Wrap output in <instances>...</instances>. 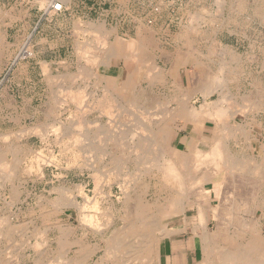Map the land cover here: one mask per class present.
I'll return each instance as SVG.
<instances>
[{
	"label": "rangeland",
	"instance_id": "374dc122",
	"mask_svg": "<svg viewBox=\"0 0 264 264\" xmlns=\"http://www.w3.org/2000/svg\"><path fill=\"white\" fill-rule=\"evenodd\" d=\"M66 1L67 4L69 0ZM251 1L253 2L255 0H251ZM0 2H1L0 31L3 33L4 41L6 43V46L4 45L0 46V55L4 53L2 59L0 60V152L2 151L0 154V164H1L0 166H2L3 164L2 168L4 169L3 171V169L0 167V216H2L1 217L2 220L0 219L1 222L0 223V245H1L0 264H32L33 263L32 255L34 251L32 250L29 244L31 242H34L33 240L35 239L33 238H36V235L38 236V234H35L36 232L35 228H38L39 230L40 229L42 230L44 228L45 230L44 229L43 230L47 232L49 239L52 238L55 239L58 236L57 225L62 224V225L70 226L72 228L71 236L84 235L83 237L87 239L86 245H88L89 247L92 244L97 243V241L100 242L101 237L99 235H96V232H93V230L90 227H87L83 223L84 222L83 215L87 214L88 216L89 214V216L97 224L101 226L98 234L103 232L104 234L109 235L111 234V231L114 230V228L123 225V222L120 218L122 216L121 211H119L123 196H120L122 194H121V190L118 189L119 187L117 184L119 183V181L121 182L127 181L126 184L130 185V181L132 183V180L134 181L137 179H145V174H143V172L142 174L139 173V171L141 172L143 171V169H139V168L144 167V170H146L153 167H150L149 163L147 162H145V165L147 166L142 164L143 167L142 165L137 167V165L135 164L136 160L139 158L138 154L136 153L137 151L132 150L131 148L129 149V147L123 149V147H119L111 139L114 138V135L126 134L125 132H127V129L132 128L133 124L138 121H142L147 125L149 120H152L153 118H155V120L159 119L158 117H162L166 109L167 111L171 110L170 105H172V109H173L174 107H176L175 105L184 102L187 103L185 104L187 106L194 104L196 108H199L201 106V103L203 102H201L200 99L196 98L197 93L192 92L196 90H192V89L196 87L195 84L197 83V81L199 79H202L205 76V73L207 72L206 54L208 47L204 42L203 45H201L200 42H198L199 47L197 45L194 46L193 49L191 42H189L188 39H186L187 41L184 40V42L187 44V51L184 53L180 51L178 48H176V46L173 43H171L170 35L167 34V31L165 29L163 28L157 29L153 27L154 28V34L152 35L153 38H150L149 40L146 39V43H147L146 48L149 49L148 51H146L147 54H145L146 58L144 61L147 62V63L145 62L146 64L144 63L142 64L141 62H140L141 65H139V63L136 64L137 61L135 60L134 62L130 58L126 63V61L123 62L122 59L120 60L117 58L114 59V56L111 59L112 63L111 61L102 62L104 63V66H106V64L108 65L106 69L108 70L110 75L114 73V70H117V68L121 66L122 68H124L126 64L129 70L127 72H131L133 74L132 78L127 77L125 78L124 82H119L117 84L118 87L115 90L114 87L112 88L109 86L111 92H108L107 94L102 96L101 89H103V87H105L107 83L101 81L99 78L100 76L98 75L97 72H100L101 69L100 66L102 65H100V63L97 61L100 60L101 58L104 59V56L106 57V49L109 46L112 45L114 46V41L116 39L115 34L119 35L121 38H128L126 35L127 31L125 30L126 17H127L126 12L125 10L120 13L114 12V7H116L117 5L116 1L74 0L73 7L66 8V4H65L61 12L55 13L52 16L46 15L43 12L44 10L42 9V7L39 6L40 3L37 2L36 0H0ZM261 2H263V4H261L262 7H258L256 11L254 10V8L252 10H248L246 15L229 13L228 6L222 7L220 1L217 4H215L214 23L216 24L215 26L216 38H219L223 43H227L233 46H238V43L242 41L244 37H246L247 39L250 38L252 40L263 39L264 41V20H262L260 17V13L264 14V0H262ZM125 4H126L125 2L121 4L122 7H124V9L126 8V6L123 5ZM158 10L159 9L157 7H153V11L157 12ZM201 15L204 17L203 19L200 20V23H202L203 25V23L205 24L207 15L204 13ZM244 16H246L245 26L243 25V21H242V17ZM225 18H227V21H225ZM100 21L102 22L101 24L104 23L103 24L104 29L110 30L112 32L109 36L106 37V40L105 38L103 39L105 40V44L103 40H101V42L103 41L101 44L100 40L97 39L99 38L98 36H100L101 34H99V32L95 30L96 32L95 35L94 29H92L91 27V24L100 23ZM114 21H117V24H114ZM220 22H221L220 25L223 26L218 28L217 24ZM149 23L152 22L150 21ZM148 25H152V24H148ZM88 30L90 33L88 32ZM199 30L201 32H199ZM175 32L176 29L173 28L169 33L173 34L172 37L175 41H179L176 38V36H174ZM183 32L185 33V31ZM186 33L187 34L192 33L195 37H200L203 39L205 36L204 34H206V30L203 28L201 29L200 27L198 29V32L196 29H189V31H186ZM30 34H32V37L30 39V44H31V49L34 52V55L32 57L20 58L16 64H12L11 61L14 58L15 54L19 52L20 47L23 45L26 39L28 40V36ZM110 42L112 45L110 44ZM104 45L108 47L105 48ZM220 46L221 45L214 47L213 51H216L217 53L214 52L211 55V58L212 59L214 58L213 59L214 63L211 62V68L214 70V73L216 75L220 74L218 78L219 80L222 79L220 81L224 82V87L226 86L225 88L227 90L233 91L234 93H237V91L239 90L240 94L238 93L236 94V96L233 95L234 97L233 99L236 103H234L233 101L231 102L230 99L228 100V102L227 101L223 102L224 106L226 103H227L226 105H228L227 107H229L230 105V108L232 109V113L229 108H227L228 110L225 108L226 110H224L225 111L224 113L227 112L226 114L227 116L222 115L223 118L220 116L217 119V122L223 121V119L224 121L220 123L218 122V125L213 126L215 127L216 130H215V134L212 135L214 138L212 137L209 140V144L213 143L214 145L215 142L219 140L224 141L225 138L227 142L226 146H228L226 148V153L228 149H230V151L233 153L245 154L246 159L249 160L253 159L255 161L257 160V162L259 161L260 164H262V168L264 170V109L263 110L260 109L259 111L256 108V105L264 107V71H263V77L261 79H257L258 80L257 83H254L255 81L254 78L250 79L252 80L250 82L249 78H244L242 70L240 71V63H241L239 60L240 57L238 58L237 56H235L233 52L229 50L227 51V53H225L226 56L225 55L222 56L221 52L219 54V52L217 51ZM226 46L228 47V45ZM81 47H85V49H87V52L81 51L80 50ZM201 49L205 53L200 55L198 54L193 55L192 53L189 52L191 50L197 51ZM209 49L212 50L211 48ZM88 53H90V55H88ZM101 54L103 56H101ZM93 55H97V58L99 59L96 58L97 61L96 60L94 61L92 59ZM90 58L92 60H90ZM219 58L220 60L225 59V61L222 60L224 61V65L220 60H218ZM231 58L234 61V63H232L233 64L232 67L230 66ZM44 60L47 61L48 64L46 69H44L42 66V61ZM217 62L220 65H218ZM189 63L192 68L189 67ZM18 64H22L20 68H18ZM225 64H228L226 65L227 67L225 66ZM221 65H223L224 68L221 70L220 73L218 72L219 71L218 68ZM262 65L264 69V64ZM155 66L157 67L155 68ZM252 66L254 67V62L252 63ZM43 69L46 71H44ZM68 73H70V75L71 74L74 75L69 76ZM94 73L96 76L94 75ZM147 73L149 75L146 76ZM48 74L52 75V78H47ZM91 75H93L94 77ZM59 76L61 77L59 78ZM176 76H178V79H176ZM72 77H76V78L73 79ZM133 78L135 79V81ZM71 79L74 81H72ZM246 82H250L251 84ZM174 83L183 84L184 86H186L187 89L185 88L184 90L181 91L176 90V88L174 87L175 86ZM98 84L99 86L101 87L103 86V87L101 88L97 86ZM255 84L257 85V94H258L257 99L254 98L253 88H255ZM68 86H72L70 88L71 89L73 88V90L75 88L76 90L78 89L77 95L79 93L81 94V95L79 94L78 96L79 97L78 100H80L81 98V101H79L80 103L78 102V100H76L77 101L76 103V101H74V98L73 100L71 99L70 95L68 94V89H70L68 88ZM127 87L129 88V90ZM137 88L144 94H150V92L151 94L154 95L157 94L156 98L159 99L158 102H151V103L150 102L144 103L143 101H139L140 105L142 104L148 106L146 108L147 111L152 112V116H148V118H146L149 119L147 121H145L143 117L142 119L139 118L140 111L134 105L132 106L133 108L130 106L131 109L130 110L128 104H126L123 100V98L125 99L131 98L130 95L134 94L135 91L138 90ZM118 89L120 90L118 91ZM62 90L65 91L63 92ZM245 91L247 93L252 92L253 95L248 98H243ZM161 92L163 95L161 94ZM180 94H183L181 95L182 97L178 96ZM99 96L106 100V102L102 104V107H100L101 105L96 106L95 104H93L96 101L95 98L98 99ZM112 97L115 101L111 99ZM118 97L124 103H122ZM161 97L164 98L162 99L163 101L161 100ZM217 97L218 96L216 95V93H214L210 95L209 101L212 102L216 100ZM182 98H184L183 101ZM90 99L92 100L93 103L91 102ZM104 99L102 100L104 101ZM252 99L253 101L251 104L249 101H251ZM112 100L114 103L111 102ZM169 100L170 101L172 100V102H170ZM119 101L121 104L119 103ZM164 101L166 103L163 104ZM247 102L250 103L249 108ZM74 104L77 106H75ZM159 104L162 106H160ZM89 105L90 107H87ZM121 105L126 106V108L122 109L123 107ZM251 105H255V106L253 107ZM164 106H167L165 107L166 109L164 108L165 111L163 110ZM54 107H56L57 109H55ZM77 107L81 109L79 108L76 109ZM240 107L243 108V110L240 109ZM156 108L157 110L161 108L162 109L159 110L158 112ZM88 109L91 110L88 111ZM79 111L83 113H80ZM155 111L158 112V114L160 113L159 116L157 115V118L156 115H154L157 114L155 113ZM254 113L258 115L262 114L261 119L260 117L259 118L255 117L256 114ZM228 114H232L234 116ZM135 116L137 117V119ZM224 117H226V119ZM80 118L81 120H79ZM220 118H222V120ZM255 120L257 122H255ZM260 120L261 122H259ZM67 123H69V125ZM238 123L240 126L238 125ZM230 124L233 126H230ZM254 124H256L257 126ZM169 125L171 127L167 137V143H168L167 145L171 144L173 142V139L175 138L177 142L179 139L180 144L181 145L183 144L185 151L190 150V148H192L195 144H197V139L195 138L196 137L195 130H190L192 127L191 125H187V127L183 129L175 126L174 122L172 121H169ZM224 127L227 128L228 131L232 129L231 131L233 132H235L237 129V131L235 132L236 136H234L235 134L223 135L224 133H222L223 131L221 130ZM67 132L69 134H67ZM141 132L143 133L142 129ZM42 134L44 135L42 136ZM83 134H85V136H83ZM146 134L147 132L143 133V136L146 137L147 136ZM189 135L190 136L192 135L191 142L188 144H184L186 142L185 141L186 138H188ZM129 136L130 134L128 135L126 139L127 141L125 142L126 143L128 142V144L130 145L132 141L129 139ZM3 137L5 138L3 139ZM85 138H87L88 140L87 139L85 140ZM135 138H137V136ZM92 139H93V143H91L90 146L89 144L90 141L92 142ZM255 140L258 141L260 146L259 148H261V153H260L262 154L261 156L259 155L258 152H255V144L257 143ZM81 142L84 145H82ZM86 142L89 143L86 144ZM14 144H19L21 149L19 148L18 145H14ZM97 144L99 145L98 146L99 149H97L96 146ZM82 146L84 147L81 148ZM93 146H96V148ZM91 147H93L95 152H93L92 150L93 152L92 153L90 152L91 150H89V153L87 154L88 152L87 150L92 149ZM156 147L157 145L155 147L152 146L151 148H149L150 152H145V154L146 153L156 154L157 152L160 153V151H156V152L154 151V149L155 150L158 149V147L157 148ZM18 149L20 150L19 152ZM97 152L98 155H96ZM128 152L132 153L129 156L130 158L129 157L127 158V154L129 155ZM114 155L116 156L114 157ZM135 155H137L138 158ZM14 156L16 157L13 158ZM133 158L135 159L137 158V159L135 160ZM258 158L260 159L258 160ZM139 159L140 162L145 160L144 157H141ZM113 160H115V162ZM116 160H118L120 165L115 166ZM4 162L8 164V167L6 164H4ZM133 163L136 166H133ZM198 164H199L198 167L201 169L198 168L197 170L200 171L203 170L202 172H205L207 174L211 173L210 170H205L202 162H198ZM135 167L138 168L139 170L138 169L135 170L136 169ZM7 168H9L8 171H12V172H7L6 170ZM94 170H96V172ZM116 170L117 172L118 170L120 171L119 175L115 173ZM134 170L137 172H135ZM133 173L135 174L137 173L138 175H140L139 176L140 178ZM96 174L97 176H95ZM6 175L8 176V178ZM134 175L136 177H134ZM225 178L226 179L224 183L226 187L225 189L221 187V191L219 192L220 197L217 198L216 196L219 189L218 186L215 185L212 188L213 194L199 195L197 196L196 199V201L198 200L203 201L209 199L207 200V202H205L204 205L207 208V215H208L207 218L209 219V227L211 231L212 229H215V224H216V221L212 220V217L214 215L213 211L217 208L216 212L217 214H220L221 205H218L219 201H221L222 205L229 204L230 206L231 197H229V194L231 195V192L238 199L241 198L242 195V199L249 201L251 206L252 204L253 206H255V204L259 203L261 201V197L264 196V190H260L259 189L260 185L258 186L260 182L259 177L256 178L253 176L252 178L251 175L243 176L242 174L237 173L235 183L233 182L232 178L228 176V174L225 175ZM80 186L82 189H79ZM236 187H238V189ZM60 188L62 190L64 188L63 190L64 192H61ZM200 188L201 185H198L197 189ZM13 189H15V192L13 191ZM77 190L78 191L81 190V192L83 193L78 192ZM180 191L181 189H179V187L177 186H175V189L172 191L164 188L162 190V197L163 198L172 197L174 194ZM236 191H238L237 194ZM94 192L96 193L95 195ZM141 192H142V199H144V189H142ZM82 194L89 196L91 199H96L98 202L97 206L93 208L90 205H88L84 209V211L83 210L80 211L79 209H78L79 211H77L76 210L77 208L74 206L76 202L77 203L80 202L79 204H82L84 202ZM239 194L241 195L239 196ZM162 197L160 198V203L161 202L163 203ZM71 203H73L74 205ZM144 207L145 206L143 205L142 208ZM240 207L241 206H239L238 209H240ZM145 210L146 213H148V210L146 208ZM194 212L195 209L187 210L188 220H194L195 218V216H193L195 214ZM80 213L83 214L80 215ZM260 214H261V210L258 208L255 215L256 217L259 218ZM151 216H147L146 219L147 218L148 219L147 220L143 219L142 222L139 220L137 224L141 223V225H143V227L145 226L148 231H150L151 228L153 230V227L155 226L156 222L162 215L157 214L155 215V217H153L154 215ZM155 218L158 219L155 221ZM80 220H82L83 222ZM151 220L152 222L155 221L153 222L154 224L152 222L149 224ZM182 220H183L182 216H176L169 221V226L181 224L183 222ZM143 221L145 222L147 221V222L144 223ZM261 223L264 232V219L261 220ZM7 225L10 226V229H14L15 231L14 230L6 231ZM11 225L13 226V228H11ZM101 229L103 231H101ZM3 231H5L6 234L5 232L3 233ZM9 239H11L12 241ZM22 239L23 242H21ZM19 243H22V245L21 244L19 245ZM16 244H18L19 247ZM232 245H234V242H232ZM180 247L181 245L176 244L175 242L173 243L172 240L170 244L167 247H165L164 242L162 241L161 250L162 251H164L165 249L166 250L164 254L161 255V264H165L164 259H166V264H175L174 259L171 256V253L173 252V250H176ZM221 248L224 247L221 246ZM75 249H76L75 247H72L71 249L63 253L62 256H60V258L55 256L56 253L48 254L46 255L47 263L44 262V264H66L65 261H63L62 263V260L64 259L67 260V258L72 256L75 252ZM102 250L103 248H100L98 251H96V253L92 255L91 258L87 259L88 261L86 260L85 262L82 263L78 262L74 264H95L96 263L95 261L98 258V256L102 254ZM48 256H52V257L49 258ZM55 257L58 258V260H56ZM108 264H115V262Z\"/></svg>",
	"mask_w": 264,
	"mask_h": 264
},
{
	"label": "bare ground",
	"instance_id": "6f19581e",
	"mask_svg": "<svg viewBox=\"0 0 264 264\" xmlns=\"http://www.w3.org/2000/svg\"><path fill=\"white\" fill-rule=\"evenodd\" d=\"M36 1L40 3L39 6H41L42 9L46 12L45 14H47L49 16H52L55 12H57V8L58 7L64 6L63 5V2L65 0H36ZM215 2H216V0H215ZM51 4H53L52 8H51ZM230 8H228L229 9L228 11H230ZM217 12H218V10H217ZM188 14H189V12H188ZM196 15H198V17H196ZM195 18H197L196 21H198L201 18L203 19V17L201 16L200 13L199 14L196 13L195 15H193V13H192V15L189 18L190 19L189 21L195 20ZM213 21H214V18H213ZM101 23L102 22L100 21V23H93L91 25L92 26V29H94V34L95 35H96L95 30L97 32H99V34H101L100 36H98L99 38H97V39L100 40V42L104 38L106 40L107 35L111 33L110 30H108V31L105 30L103 28L104 27V25H103L104 23L103 24H101ZM183 26L186 27L185 25H183ZM193 26H195V24ZM193 26H192L191 29H195V28H193ZM198 26H199V24H197V28L199 29ZM198 29H197V32H198ZM205 30H207V29L205 28ZM88 32H89V30H88ZM199 32H201V31L199 30ZM204 35L206 36V34H204ZM209 35L207 34V36H209ZM100 37H101V39H100ZM30 39H31V34L28 36V40L26 39V41L20 47L19 52L15 54L14 58L11 61L12 64H16L18 62V60L20 58H22V57H32L34 55V52L31 49ZM105 40H103L104 41V44H105ZM102 42H101V44H102ZM119 42L120 41L118 40V43ZM203 42H206V41H203ZM2 44H3V33L0 31V46ZM110 44H111V42H110ZM114 44H115V42H114ZM136 44H138V42ZM218 45H221L220 46L221 48L219 47L217 51L219 52V54L221 52L222 56L225 55V53H227V51L229 50V51L233 52L235 54V56H237L238 58L240 57V55L237 54L231 47H229V46L227 47L226 45L221 44V43H217L216 41L214 42V45L212 44V46H213L211 48L212 50H210V49L207 50V54H206V57H207V59H206L207 60V65H206L207 66V72L206 71H205L206 73L204 72L205 73V76L202 79H199L197 81V83L195 84L196 87L194 89H192V90H196V91H192L193 93L194 92L195 93H199L203 97V103H201V106L198 104L200 106L199 108H196L194 106V104H191L190 106H187V105H185L187 103H184V102H181V103L175 105L176 107H174L173 109H172V105H170L171 106L170 107L171 110H168V111L165 108L167 106H164L163 107V110L165 111V109H166L167 113H166V111H165V113H163L161 111L163 113L162 117H158L159 119H156L155 120V118H153L154 117L153 116L152 118L154 120L153 119L152 120H149V119H146V118H148V116H152V112L151 111H147L146 108L148 106H145V105H142V104L140 105L139 101H143L144 103H146V102H150V103L151 102H158L159 99L156 98L157 94L154 95V94H151V92H150L151 95L150 94H144V93H142L137 88L138 90L135 91V93L133 91V93H134V94H132L133 96L130 95L131 98L125 99V98L122 97L123 100H124V102L126 104H128L129 109H130V106L132 107L134 105L140 111L139 118L142 119V117H143V119H145V121L149 120V122L146 125L142 121H138V122H136V123L133 124L132 128H129L130 130L127 129V132H125L127 134V136H126V134H119V135H114V138H112V139L110 138V139L112 141H114V143L117 144L119 147H123V149H126L127 147H129V149L131 148L132 150L137 151L136 153L138 154V157L139 158H141V157H144L145 158V160H143V161L140 162L139 161L140 159L137 157V155H135L138 159L137 158H136L137 160L135 158H133V159L136 160L135 164L137 165V167L140 166V165H142V164L145 165V162L149 163V166L150 167H153V168H149V169L144 170V167L142 165L143 168H139V169H143V171H141V172L139 171V173L142 174V172H143V174H145V179H137V180H134V181L132 180V183L130 181V185L126 184L127 181H124V182L122 181L123 183L121 181H119V183L117 182L118 183L117 185L119 187L118 189L121 190V194H122L120 196H123L122 197V200H121V206L119 208V211H121V215H122L120 218H121V220L123 222V225H120L117 228H114L115 231L112 230L111 231V234H109V235L104 234L103 232L98 234L101 226L99 224H97L89 216V214H88V216H87V214L86 215H83V221L84 222L82 220H80V221H82L87 227H90L93 230V232H96V235H99L101 237V239H100L101 241L100 242L97 241V243L92 244L89 247H88V245H86L87 239L83 237L84 235H82V236H76V235L71 236L72 235V228L70 226L62 225V224L57 225L58 236L55 239H53V238L52 239H49L47 232L44 231L45 230L44 228H43L44 230L43 229L42 230L41 229L39 230L38 228H35L36 229L35 231L37 233L35 231L34 232H35V234H38V236L36 235V238H33V239H35V240H33L34 242H31L29 244L30 247L32 248V250L34 251L33 252V255H32V257H33V259H32L33 260V263L31 262L32 264H44V262L47 261L46 260V258H47L46 255L51 254V253L52 254L53 253H56L55 256L60 258V256H62L63 253H65L67 250L71 249L72 247H75L76 248L74 254L72 256H70L69 258H67V260H65V259L62 260V263H63V261H65L66 264H74V263H78V262H80V263L85 262L88 258H91L92 255H94L96 253V251H98L100 248H103L102 254L98 256V258L95 261L96 262L95 264H108V263H113V262H115V264H161V255H162V253H161V245H162V241L163 240H166L167 246H168L170 244L171 240H172L171 239L172 235L175 234V233H177V232H181V231H183V232L184 231H190V233L192 234L191 237L189 238L190 241L192 243L197 242V244H199L198 257H199L200 264H264V232H263V226H262V223H261V220L264 219V196L261 197V201L259 203L255 204V206H253V204H252V206H251L250 203H249V201L242 199V195L241 194H239V196L241 195V198L238 199L231 192V195L229 194V197H231L230 198V206H229V204L228 205H222L221 201H219L218 202L219 204L218 203L217 204L218 205H221V207H220V214H217V212H216L217 208L216 207H215L216 209L213 211L214 215L212 217V220L216 221V224H215V229H212V231L210 230V227H209V219L207 218V216H208L207 215V208L204 205L205 202H207V200H209V199L203 200V201H199V200L196 201L197 196H199V195L213 194L212 188L215 185H217L218 186V189H219L216 196H217V198L220 197L219 192L221 191V187L223 189H225V187H226V185H225L224 182H225V179H226L225 178V175H227V174H228V176H230L232 178V180H233L234 183H235V180H236V174L237 173H240L243 176L244 175L245 176L246 175H251L252 178H253V176L256 177V178L259 177V180H260V182L258 184V186L260 185V188L259 189L260 190H264V170L262 168V164H260L259 161L257 162V160L255 161L253 159H250V160L249 159H246V155L245 154L233 153V152L230 151V149H228V151L226 153V148L228 146H226L227 142H226V139L225 138H224V141H220V140L217 141L216 140L217 142H215L214 145H213V143L209 144V140L213 137L212 135L215 134V130H216L215 127H213V126L218 125V122L220 123V122H223L224 121V119H223V121H218L217 122V119L220 116L223 118V116H225L227 114V112L224 113L225 112L224 110H226L227 108H229L231 110V113H232V109L230 108V105H229V107H227L228 105H226L227 104L226 103L225 104L226 107H225L224 104H223V102H225V101L228 102V100L230 99L231 102L233 101L234 103H236L234 101V99H233L234 98L233 95L236 96V94H238V93L240 94L239 90L237 91V93H234L233 91L227 90L225 88L226 86L224 87V82H221L220 81L222 79L219 80V78H218L220 76V74L216 75L214 73V70L211 68V62L214 63V61H213L214 58L212 59L211 58V55H212V53L216 52V51H213V50H214V47H216ZM104 46H105V48L108 47V46L106 47V45H104ZM138 48H139V46H138ZM135 49H134V51H137L138 50V49L137 50H135ZM139 49H141V47ZM82 50H83V52H87V49H85V51H84V49H82ZM142 50H143V52L140 54V56L139 55H136L134 57V59L137 60V63L136 64L139 63V65H141L140 62L142 64L143 63L144 64L147 63L144 60L146 58L145 57V54H147L146 51H148L149 49H147L146 46H144V48L142 47ZM115 51H116V48H114V46L112 45V46H109L106 49V57L104 56V59L101 58V56H103L102 54L100 56L101 59L98 60V61L96 60L97 55H93L92 56L93 57L92 59L94 61L96 60L97 62L100 63V65H102V66H100V68H101L100 69V72H97L98 75L100 76L99 77L100 80L103 81V82H105V83H107L105 87L102 86L103 87V89H101L102 96H104L108 92H111L110 87H112V88L114 87V90H115L118 87L117 84L119 82H121L119 80V78H118V75L119 74L114 76L113 75L114 73H113V74L110 75V73L106 69L108 67V65L106 64V66H104V63H102L104 61H108V62L111 61V59L113 58V56H116L115 55L116 54ZM134 51L132 53H134V55H135V52ZM192 51L193 50H191L189 52L194 55L195 52H192ZM196 53H198V52H196ZM125 54H126V52H125ZM88 55H90V53H88ZM117 55H118V52H117ZM126 55H128V54H126ZM92 59L90 58V60H92ZM97 59H99V58H97ZM134 59H132V60H134ZM174 60H176V59H174ZM186 60H184V61H186ZM218 60H220V58ZM222 60L225 61V59H222ZM222 60H220V61L224 65V61H222ZM111 63H112V61H111ZM232 63H234V61L231 58V60H230V66L231 67L233 65ZM181 64H183V63H181ZM261 64H262V62H261ZM42 65H43V68L46 69L47 62L42 61ZM96 65H98V64H96ZM218 65H220V64L218 63ZM223 65L219 66V68H218L219 71L218 72L221 73V70L224 68ZM226 65H228V64H225V66ZM156 67L157 66H155V68ZM189 67H191L190 63H189ZM259 67H260V65H259ZM123 70L126 72V74H127L126 76L127 77H131V78L133 77V74L131 72H127V70L124 69V68H123ZM44 71H46V70H44ZM115 71L118 72V69L115 70ZM94 72H96V71H94ZM235 72H236V70H235ZM233 73H234V71H233ZM68 74H70V73H68ZM89 74H91V73H89ZM138 74H139V72H138ZM71 75H74V74H71ZM94 75H95V73H94ZM147 75H149V74L147 73L146 76ZM91 76H93V75H91ZM47 77L48 78H52L50 76H47ZM60 77L61 76H59V78ZM72 78L74 79L76 77H72ZM108 79H109V81H108ZM176 79H178V76H176ZM232 79H234V78H232ZM96 80H97V78H96ZM100 80H98V81H100ZM72 81H74V80H72ZM134 81H135V79H134ZM82 84H83V82H82ZM95 85H96V83H95ZM123 85H125V84H123ZM174 85H175L174 87L176 88V90H180L181 91V90H184L186 88V86H184L183 84H179V83H176L175 84L174 83ZM83 86H84V84H83ZM97 86H99V84ZM127 86H128V84H127ZM70 87H72V86H68V88H70ZM99 87H101V86H99ZM75 90H76V88L74 90H73V88L72 89L71 88L68 89V94L70 95V97H71L72 100L74 98V101H76V100L79 99L78 96L80 94L79 93L77 95V92H78L77 90L78 89L76 91ZM119 90L120 89H118V91ZM128 90H129V88H128ZM66 93H67V91H66ZM101 93H100V95H101ZM112 93H114V92H112ZM170 93H171V91H170ZM185 93H186V91H185ZM212 93H216V95L218 97H217V99L215 98L216 100H214L212 102H210V101L208 102V100H206V99ZM57 94H58V92H57ZM129 94H130V91H129ZM161 94H162V92H161ZM50 95H51V93H50ZM62 95H65V94H62ZM181 95H183V94H180L178 96H181ZM184 98H182V101H183ZM243 98H248V96L244 95ZM254 98H255V96H254ZM82 99H83V97H82ZM102 99H104V98H102L100 96L98 97V99L95 98V100H96L95 103H93L91 99L90 100L96 106H100L101 105L100 107H102V104L104 102H106L105 99H104V101ZM111 99H113V97ZM162 99H164V98L161 97V100ZM235 99H237V98H235ZM113 100L111 102H113ZM79 101H81V98H80V100H78V102ZM165 101L163 102V104L166 103ZM252 101H253V99L251 101H249V102L252 104ZM121 102L124 103L122 100H121ZM170 102H172V100ZM76 103H77V101H76ZM116 103H117V101H116ZM119 103H120V101H119ZM250 103H248V108H249V104ZM54 105H55V103H54ZM75 106H77V105H75ZM160 106H162V105H160ZM251 106L254 107L255 105H251ZM72 107H74V106H72ZM87 107H90V105L87 106ZM100 107H98V108H100ZM122 107H123L122 109H125L126 108V106H122ZM54 108L57 109L56 107H54ZM78 108L79 107H77L76 109H78ZM108 108H109V106H108ZM256 108L259 111H260V109L261 110L264 109V107L258 106V105H256ZM79 109H81V108H79ZM84 109H85V106H84ZM161 109H159V110H161ZM240 109L243 110V108H241V107H240ZM90 110L91 109H88V111H90ZM103 110H105V109H103ZM156 110H157V108H156ZM159 110H157V111L159 112ZM158 112L155 111V113H157V114H154L153 113L154 115H156V118H157V115L159 116V114H160V113L158 114ZM255 112H256V109H255ZM80 113H83V112H80ZM145 114H147V115H145ZM233 114H235V113H233ZM241 114H243V113H241ZM254 114H256V113H254ZM228 115H232V114H228ZM232 116H234V115H232ZM222 118H220V119L222 120ZM224 118L226 119V117H224ZM136 119H137V117H136ZM79 120H81V118ZM169 121L174 122L175 126L181 128V129L186 128L187 125H188V123H190L192 125V127H191L190 130H195V134H196L195 135L196 136L195 138L197 139V144H195L192 148H190V150L185 151L184 150V147H183V144L181 145L179 139H178V142H177L176 141V138H175V139H173V142L171 144L167 145L168 144L167 143V137H168V134L170 132V127H171L169 125ZM67 124L69 125V123H67ZM74 124H75V122H74ZM82 124H83V122H82ZM119 124H120V122H119ZM84 125H85V123H84ZM121 125H122V123H121ZM238 125H239V123H238ZM206 126L210 127V129H209L210 130V136L204 135V130H205ZM220 126H221V124H220ZM230 126H233V125L230 124ZM49 127H51V126H49ZM141 129L143 130V133H146L147 132V134H146L147 136L146 137L143 136V133L141 132ZM238 129H240V128H238ZM231 130L228 131L227 128L224 127L221 131H223L222 132V133H224L223 135H225V134L226 135H232V134H235V132L237 131V129H236L235 132H233ZM233 130H234V128H233ZM36 131H38V130H36ZM144 131H146V132H144ZM38 132H40V131H38ZM108 132H110V131H108ZM178 133H180V132H178ZM54 134H55V132H54ZM67 134H69V133L67 132ZM129 134H130L129 139L132 141L130 145L128 144V142L127 143L125 142V141H127L126 139H127V137H128ZM43 135L44 134H42V136ZM80 135H81V133H80ZM67 136H70V135H67ZM83 136H85V134H83ZM89 136H91V135H89ZM136 136H137V138H135ZM234 136H236V134ZM60 137H62V136H60ZM4 138L5 137H3V139ZM106 138H107V136H106ZM191 138H192V135L191 136L189 135V137L186 138V140H185L186 142L184 144L190 143L191 140H192ZM222 138H223V136H222ZM42 139H44V138H42ZM86 139L87 138H85V140ZM93 139H96V138H93ZM93 139H92V142L90 141L91 139L89 140L90 141V144H89L90 146H91V143H93ZM243 139H244V136H243ZM246 141H247V139H246ZM255 141L257 142V144H255V152H258L259 155L261 156L262 155V154H260L261 153V148H259L260 146H259L258 141L257 140H255ZM239 142H241V141H239ZM88 143L86 142V144H88ZM82 145H84V144L82 143ZM156 145H157L158 149L157 150H155L154 148L153 149H154L155 152L156 151H160V153L157 152L156 154H149V153H146L145 154V152H150V149L149 148H151L152 146L155 147ZM96 146H97V149H99V147H98L99 145L97 144ZM96 146H93V147L96 148ZM83 147L84 146H82L81 148H83ZM93 147H91L92 149H88V150L86 149L88 151L87 154L89 153V150H91L90 152H92V150H93V152H95L94 149H93ZM251 147H252V145H251ZM85 148H87V147H85ZM221 149H222V151H221ZM19 151L20 150L18 149V152ZM1 152H0V154H1ZM128 153H129V155L126 153L127 154V158L132 154L130 152H128ZM94 154H96V153H94ZM96 155H98V152H97ZM99 155H100V153H99ZM83 156H84V154H83ZM115 156L116 155H114V157ZM247 156H248V154H247ZM15 157L16 156H14L13 158H15ZM132 157H133V155H132ZM250 157H251V155H250ZM247 158H249V157H247ZM259 159L260 158H258V160ZM118 160H116L115 166L120 165V163L118 162ZM113 161L115 162V160H113ZM198 162H202L205 170H210L211 173L210 174H207L205 172H202L203 170H201V171L200 170H197L199 168L198 167L199 166ZM4 164H6L7 167H8V164L7 163L4 162ZM136 165H134V163H133V166H136ZM2 166H3V164H2ZM2 166H0V167L2 168ZM10 166H12V165H10ZM145 166H147V165H145ZM209 167H211V168H209ZM4 168H6V167H4ZM8 169L9 168L6 169L7 172H12V171H8ZM137 169L138 168H136L135 170H137ZM199 169H201V168H199ZM3 171H4V169H3ZM94 171L96 172V170H94ZM119 172H120L119 170H118V172L116 170L115 173L119 175ZM135 172H137V171H135ZM133 174H135V173H133ZM135 175L138 176V177L140 176L137 173ZM135 175H134V177H136ZM95 176H97V174ZM123 177H124V175H123ZM7 178H8V176H7ZM132 179H133V177H132ZM250 181H252V180H250ZM245 182H244V184H245ZM198 185H201V188L200 189H197ZM256 185H257V183H256ZM175 186L179 187V189H181V191L180 192H177L176 194H174V192H173L174 195L172 197H168V198H163L162 197V190L164 188L167 189V190L169 189L170 191H172V190L175 189ZM250 186H251V184H250ZM241 187H242V185H241ZM236 188L238 189V187H236ZM19 189H21V188H19ZM79 189H82L81 186H80ZM142 189H144V199H142V192H141ZM250 189H251V187H250ZM63 190H64V188H63ZM63 190L60 188V191L61 192H64ZM97 190H99V189H97ZM196 190H198V191H196ZM13 191L15 192V189H13ZM78 192H81V190L78 191ZM255 192H256V190H255ZM81 193H83V192H81ZM237 193H238V191H236V194ZM95 194L96 193L94 192V195ZM253 194H255V193H253ZM13 195H14V193H13ZM255 196H258V195H255ZM161 197L163 198V203L162 202L160 203V198ZM83 200H84V202L82 204H79L80 202L79 203H77V202L75 203V206L74 207L77 208L76 209L77 211H79V210L80 211H82V210L84 211V209L88 205H90L91 207L95 208L97 206V203H98L96 199H91L89 196H87L85 194L83 195ZM71 204H73V203H71ZM143 205L145 206L144 208H142ZM218 205H217V207H218ZM239 206H241L240 209H238ZM145 208L148 210V213H146ZM258 208L261 210V214H260V217L259 218L256 217V215H255L256 214V211L258 210ZM189 209H195V212H194L195 214L193 215V216H195L194 220H188V218H187L188 217L187 210H189ZM81 214H83V213H80V215ZM157 214H161L162 216L160 218L158 217L159 219L157 218L158 221L156 222L155 226L153 227V230L151 228L150 231H148L147 228L145 226L143 227V225H141L140 222H139L140 224H137V222L139 220L142 222V220L143 219H146L147 216L154 215L153 217H155V215H157ZM176 216H182L183 223L181 225H176V226H172V227L169 226V221L172 218L176 217ZM1 217L2 216H0V219H1ZM80 217H82V216H80ZM79 219H81V218H79ZM79 219H77V220H79ZM157 219L155 218V221ZM155 221H153V222H155ZM82 222H81V224H82ZM143 222L146 223L147 221L146 222L143 221ZM151 222H152V220L149 222V224ZM11 228H13L12 225H11ZM7 230H14V229H10V226L7 225L6 226V231ZM25 230H27V229H25ZM101 231H103V230L101 229ZM141 231H142V233H141ZM4 232L5 231H3V233ZM32 233H33V231H32ZM5 234H6V232H5ZM9 234H11V233H9ZM6 236H8V235H6ZM9 240H11V239H9ZM230 240H231V243H230ZM27 241H28V239H27ZM21 242H23V239L21 240ZM232 242H234V245H232ZM20 244L22 245V243H19V245ZM16 245L18 246V244H16ZM15 246H14V249H15ZM221 246H223L224 248H221ZM5 247H7V246H5ZM1 249H3V248H1ZM52 256H48V257L50 258ZM30 257H31V255H30ZM56 257H55V259L58 260V258H56ZM48 260H50V259H48ZM59 262H61V261H59ZM165 264H166V262H165Z\"/></svg>",
	"mask_w": 264,
	"mask_h": 264
},
{
	"label": "crops",
	"instance_id": "0c3cea01",
	"mask_svg": "<svg viewBox=\"0 0 264 264\" xmlns=\"http://www.w3.org/2000/svg\"><path fill=\"white\" fill-rule=\"evenodd\" d=\"M73 1L74 0H69L68 3L66 4V0H65L63 2V5L66 4V8H71V7H73V4H74ZM114 1L117 2L116 7H114V12L120 13L124 10L126 12L127 17H126L125 30L127 31L126 35L128 37V38H121L119 35L115 34L116 39L114 38L115 39L114 42L116 45L114 44V48H116V51H115L116 56H114V59H116V58L119 60L122 59L123 62L126 61V63H127L129 58L134 59V57L136 55L140 56V54L143 52L142 47L144 48V46L147 45L146 39L149 40L150 38H153V36H152L154 34V28L153 27H155L157 29H161V28L165 29L167 31V34L170 35L171 43H173L176 46V48H178L180 51H182L184 53L187 51V47H186L187 45L184 42V40H186V39H188V41L191 42L193 49H194V46L198 45V47H199L198 42H200V44L203 45V39H205L204 41H206L204 43L207 45L208 50H209V47L210 48L213 47L212 44L214 45V42L216 40H217L216 41L217 43H222L224 45H228L237 54L240 55V58H239V60L241 62L240 63V68H241L240 71L242 70L244 78H249V80L254 78L255 79L254 83H257V81H258L257 79H261L263 77V71H264L263 65H262L263 60H264V43H263L264 41H263V39L252 40L250 38L247 39L246 37H244V39L242 41H240L242 43L239 42L238 46H233V45H230L227 43H223L219 38H216L215 30H214L215 26H216V24L214 23L215 22L214 7H215V4L218 3L219 1L220 2L222 1L220 3V4H222L221 5L222 7L224 5H225V7H227V5H228V8L231 7L230 11H228L229 13L246 15L248 10H252L254 8V10L256 11L258 7H262V5H261V4H263V2H261L262 0H255L253 2L251 0H218V1L216 0V2L214 0H114ZM123 2L126 3L125 5H123V6H126L125 9L121 5ZM34 6H37V5H34ZM153 7H157L159 10L157 12L153 11ZM188 12L190 15L188 14ZM192 13H193V15H195L196 13L197 14H199V13L203 14L204 13L207 15V19L205 21V24H203L204 27H203L202 23H200V20L202 18L199 19L198 21H196L197 18H195V20L189 21L190 20L189 18L192 15ZM209 15H211L212 17ZM196 17H198V15H196ZM260 17L262 20H264V14L263 13H260ZM213 18H214V21H213ZM150 21L152 23H149ZM225 21H227V18H225ZM242 21H243V25L245 26L246 16L242 17ZM114 24H117V21H114ZM148 24H152V25H148ZM194 24L196 27L193 26ZM197 24H199V26H198L199 28L201 27V29L202 28L207 29L206 30L207 31L206 36L203 39L200 37H195L192 33L191 34L186 33V30L191 29L192 26H193V28H195L197 30L198 29ZM220 24H221V22L217 24V27L223 26ZM183 25H185L186 27H184ZM173 28L176 29L174 36H176V38L179 39V41H175L172 37L173 34L169 33ZM183 31H185V33ZM110 34H108L107 36H109ZM207 34L208 35L210 34V35L207 36ZM31 37H32V34H31ZM136 38H138V39H136ZM199 39H200V41H199ZM118 40L120 41L119 43H118ZM137 42H138V44H136ZM2 45L6 46V43L4 41V35H3V44ZM138 46H139V48L141 47V49H139ZM81 48L84 49V51H85V47H81ZM81 48H80V50H82ZM134 49L135 50L138 49L139 51L138 50L134 51ZM133 51L135 52V55H134V53H132ZM117 52H118V55H117ZM125 52L128 55H126ZM192 52H195V54H198V55L205 53L202 49L197 50V51L194 50ZM196 52H198V53H196ZM3 55H4V53L2 55H0V60L2 59ZM196 60H197V57H196ZM133 61L135 62V59ZM45 62H47V61H45ZM253 62H254V67L252 66ZM261 62H262V64H261ZM21 65L22 64H18V68H20ZM47 65H46V67H47ZM259 65H260V67H259ZM117 69H118V72H116L114 70V74L113 73L112 74L114 76L119 74L118 75L119 80L121 82L122 81L124 82L125 81L124 79L127 77L126 72L123 70L122 66L117 68ZM124 69L129 71L127 64L124 66ZM16 73H18V72H16ZM47 76L52 77V75H50V74H48ZM69 76H70V74H69ZM251 81L252 80H250V82ZM250 82H246V83L251 84ZM212 94H214V93H212ZM244 95L251 97L253 94H252V92L247 93L245 91ZM254 96H255V99L258 98L257 85L256 84H255V88H254ZM209 97L210 96H208L206 100L209 101ZM196 98L200 99L203 102V98L199 93L196 94ZM257 115L258 114H256L255 117H258V118L260 117V119H261L262 114H260L258 116ZM255 122H257V121L255 120ZM259 122H261V120ZM188 125H191V124L188 123ZM254 125H256V124H254ZM209 129H210V127L206 126V128L204 130V135L210 136V130ZM17 145L19 146V144H17ZM19 148H21V147L19 146ZM181 224H178V225H181ZM174 226H176V225H174ZM191 235L192 234L190 233V231H184V232L181 231V232H177V233L172 235V237H171L172 241L175 242L176 244L181 245L180 248L173 250V252L171 253V256L174 259L175 264H200L199 257H198L199 244H197V242L192 243L191 241H189V238L191 237ZM163 242H164V246L167 247L166 240H163ZM165 250L164 251L161 250V253L164 254ZM165 262H166V259H165Z\"/></svg>",
	"mask_w": 264,
	"mask_h": 264
},
{
	"label": "built area",
	"instance_id": "2783aa9c",
	"mask_svg": "<svg viewBox=\"0 0 264 264\" xmlns=\"http://www.w3.org/2000/svg\"><path fill=\"white\" fill-rule=\"evenodd\" d=\"M52 6H53V4H51V8H52ZM62 9H63V7H58L57 8V12H55V13H59V12H61L62 11ZM44 13H46L45 11H43ZM54 13V14H55ZM47 15V14H46ZM22 58H25V57H22Z\"/></svg>",
	"mask_w": 264,
	"mask_h": 264
}]
</instances>
